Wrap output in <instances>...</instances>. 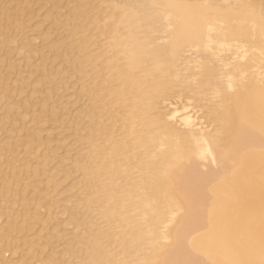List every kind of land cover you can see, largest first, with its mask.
I'll list each match as a JSON object with an SVG mask.
<instances>
[{
    "label": "bare ground",
    "instance_id": "bare-ground-1",
    "mask_svg": "<svg viewBox=\"0 0 264 264\" xmlns=\"http://www.w3.org/2000/svg\"><path fill=\"white\" fill-rule=\"evenodd\" d=\"M100 1L82 46L94 106L113 120L94 142L109 225L91 243L100 264H264V0ZM188 97L178 105L205 115L175 122L167 110ZM58 168L70 175L71 164ZM15 177L0 179V193Z\"/></svg>",
    "mask_w": 264,
    "mask_h": 264
},
{
    "label": "rangeland",
    "instance_id": "rangeland-1",
    "mask_svg": "<svg viewBox=\"0 0 264 264\" xmlns=\"http://www.w3.org/2000/svg\"><path fill=\"white\" fill-rule=\"evenodd\" d=\"M59 1H0V170L6 169L0 179H17L9 192L0 193V209L4 207L9 214L0 218V241L6 246L0 247L4 264H100L102 251L91 243L109 228L105 210H100L104 194L98 187L103 178L96 169L103 158L98 160L94 153V142L96 134L108 130L113 120L99 115L94 106L88 87L94 84V70L82 47L85 34L95 28L91 23L95 18L90 20L94 6L101 10L104 6L100 0L91 5L89 0H68L62 5ZM29 3L36 9L30 16L25 12ZM7 6H12L8 13L19 29L7 25ZM55 15L61 16V25L55 24ZM73 22L87 26L75 34ZM6 43L9 49L4 48ZM189 100L178 99L166 113H179L175 122L194 113L195 117L205 115L206 110L194 108L187 113L185 106L178 105L195 103ZM104 138L100 143L104 144ZM47 157L51 162L46 165ZM62 163L71 164L70 175L62 177L58 168ZM26 194L29 199L25 200ZM91 201L98 203L90 207ZM27 226L34 232L28 233L30 227L24 235L9 231ZM103 241L101 245H108Z\"/></svg>",
    "mask_w": 264,
    "mask_h": 264
}]
</instances>
